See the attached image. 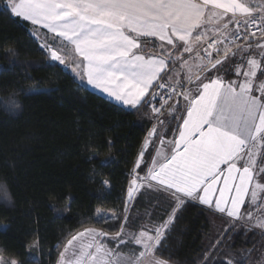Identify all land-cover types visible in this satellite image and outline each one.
I'll use <instances>...</instances> for the list:
<instances>
[{
	"label": "snow or ice",
	"instance_id": "snow-or-ice-1",
	"mask_svg": "<svg viewBox=\"0 0 264 264\" xmlns=\"http://www.w3.org/2000/svg\"><path fill=\"white\" fill-rule=\"evenodd\" d=\"M0 11L46 29L50 61L71 56L81 79L156 121L108 225L119 230L75 232L57 264H169L156 253L192 202L229 229H264V0H5ZM153 189L166 218L135 210ZM228 240L211 241L202 264H229L216 258Z\"/></svg>",
	"mask_w": 264,
	"mask_h": 264
},
{
	"label": "trees",
	"instance_id": "trees-1",
	"mask_svg": "<svg viewBox=\"0 0 264 264\" xmlns=\"http://www.w3.org/2000/svg\"><path fill=\"white\" fill-rule=\"evenodd\" d=\"M50 35L0 11V96L16 92L22 100L15 115L0 107V180L15 198L12 206L0 203V252L20 264H57L67 239L85 227L119 230L108 226L116 219L102 222L98 212L119 214L133 162L156 123L150 108L116 104L90 90L69 64L50 61L41 39L51 43ZM152 197L135 210L166 218L167 196L153 189ZM222 224L212 209L192 202L156 255L169 264H202L208 244L227 231L216 258L264 264V232L240 224L216 230Z\"/></svg>",
	"mask_w": 264,
	"mask_h": 264
},
{
	"label": "clouds",
	"instance_id": "clouds-1",
	"mask_svg": "<svg viewBox=\"0 0 264 264\" xmlns=\"http://www.w3.org/2000/svg\"><path fill=\"white\" fill-rule=\"evenodd\" d=\"M0 107L15 115L22 108V100L16 92H10L6 96H0ZM0 203L7 204L8 206H12L15 203V198L9 185L3 180H0ZM14 264H19V262L14 261Z\"/></svg>",
	"mask_w": 264,
	"mask_h": 264
},
{
	"label": "rangeland",
	"instance_id": "rangeland-1",
	"mask_svg": "<svg viewBox=\"0 0 264 264\" xmlns=\"http://www.w3.org/2000/svg\"><path fill=\"white\" fill-rule=\"evenodd\" d=\"M44 43L45 42H43V45H44ZM69 61L70 60H72V57L71 56H69ZM67 64L69 63L68 61L66 62ZM194 71H196L195 69H193ZM233 78H235V77H233ZM162 150V149H161ZM116 214H114L113 212H110V211H105V210H99V212H98V218H100L101 216H103V219H99L100 221H107V220H110V219H112V218H114V216H115ZM217 216H218V218H219V221H223V224L222 225H220V226H218V227H216V230H220V229H224V228H227L228 226H229V220L227 219V218H221L218 214H217ZM221 219V220H220ZM237 222H239V223H234L235 225L236 224H240V225H242L243 227H245L246 229H258V230H260V231H262V232H264V229H260V228H258V227H256L255 225H254V221H250V220H247V219H245V220H240V221H237ZM106 243H108V246L109 247H115V245L113 244V243H111V242H109V241H105ZM123 251H127L126 249L125 250H123ZM263 255H264V253H262ZM262 254H260V256L259 257H261L262 258ZM14 261H18L16 258H13V257H11V256H8V255H5V254H3V253H1L0 252V264H12V262H14ZM19 262V261H18ZM20 264V263H19Z\"/></svg>",
	"mask_w": 264,
	"mask_h": 264
},
{
	"label": "crops",
	"instance_id": "crops-1",
	"mask_svg": "<svg viewBox=\"0 0 264 264\" xmlns=\"http://www.w3.org/2000/svg\"><path fill=\"white\" fill-rule=\"evenodd\" d=\"M38 27H40V26H38ZM40 28H41V27H40ZM44 30H46V29H44ZM46 31H47V30H46ZM41 39H42L43 42H46L43 38H41ZM149 50H152V46H151V45H149ZM68 62H69L68 64H69V66H70V69L73 71V73H75V75L77 76V78H79L80 80H82V82H83V83H84V84H85L90 90L95 91V92H97V93L103 95L104 97L108 98L109 100H111L112 102H114V103H116V104L122 105L119 101H116V100H114L112 97H109L106 93L102 92L100 89H97V88H95L94 86L88 84L87 81H86V79H81L80 76L77 74V71H74V70H73V69L75 68V65H73V64L71 63V60H70V61L68 60ZM123 106H126V105H123Z\"/></svg>",
	"mask_w": 264,
	"mask_h": 264
}]
</instances>
